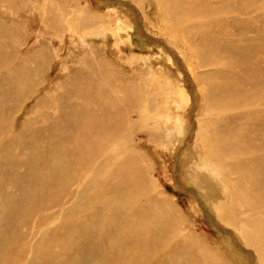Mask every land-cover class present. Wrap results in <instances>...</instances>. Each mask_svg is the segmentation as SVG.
Listing matches in <instances>:
<instances>
[{
  "label": "rangeland",
  "instance_id": "obj_1",
  "mask_svg": "<svg viewBox=\"0 0 264 264\" xmlns=\"http://www.w3.org/2000/svg\"><path fill=\"white\" fill-rule=\"evenodd\" d=\"M206 5L223 11L225 16L212 14L196 23L195 29L189 21L184 23L180 33L185 31L191 36V42L182 35L174 40L169 34L163 3L159 0H0V49L10 58L6 66H0L3 87L0 99L3 90L10 93V98L15 97L5 101L11 110L7 114L12 118V129H6L9 134L4 132L0 136V148L10 146L11 159L5 171L13 177L0 188V203L6 208L10 201H17L27 210L19 225L17 215L21 211L8 212V206L1 224L9 233L16 228L20 233L8 234L3 226L0 234L8 236V253L15 251L14 242L20 244L21 255L26 250L23 257L28 259L21 264H76L78 254L84 250L81 246L84 243L73 238L74 234L79 237L76 232L71 238L60 239L58 226L68 224L70 227L75 218L79 219L76 215L80 207L71 190L80 192L84 180L80 185H72L69 191L44 194L39 188L50 173L59 171L57 157L68 153L54 149L50 141L56 134L53 130L56 122L64 118L59 107L69 112L71 106L83 103L91 105L89 116H93V126L90 128L95 135L100 130L113 135L110 137L112 145L103 146L105 150L100 152L99 159L106 168L102 180L114 185L102 195L98 188L102 180L100 185L90 188L87 195L93 203L90 210L94 206L99 210L109 209L110 198L116 192L123 198H135L143 205L155 206V203L157 209L164 207L170 215H175L173 226L178 231L179 243L192 241L206 245L207 248L201 245L197 248L209 254L205 264H210L214 257L226 264H259L254 250L244 249L248 246L237 231L217 217L216 206L224 196L238 227L247 223L259 238L264 236V0H229L228 3L208 0ZM88 13L95 17L94 22L104 23L112 30L107 36L98 34L76 41L72 30L79 37L84 27L77 30L68 26ZM54 22H59V28ZM95 26L92 30L101 32L104 28ZM204 44L208 45L206 51L211 58L228 63L224 67L225 63L199 64L196 49L200 52ZM39 48H45L48 53L46 62L40 65L31 57ZM221 69L222 76L214 74L211 79L220 83L221 97L227 94L222 97L229 101L227 111L215 104L212 89H207L206 85L207 76ZM78 75L81 78L74 80ZM19 76L29 80L26 91L30 93L18 103L16 87L10 79H22ZM223 78L228 88L223 85ZM83 80L88 88L77 93L74 88L79 90ZM131 83L139 86L141 101L148 107L140 114L132 113L130 119L125 118L116 128L119 134L116 136L109 126L104 127L108 125L105 111L111 110V104L106 101L110 95L123 97L127 104L134 101L133 94L124 92L126 85L131 88ZM101 93L106 97H100ZM60 97L65 101L59 100ZM210 141L211 152L221 148L229 153H240L235 156L241 157L234 162L239 166L236 173H232L228 164L219 168L227 174L226 179L221 178L226 185L225 193L223 183L199 171L202 167L212 169L214 165L210 160L223 161L219 155L211 158L203 154L200 145ZM46 153L50 161H46ZM244 154L250 157L249 161L243 160ZM68 175L72 177L73 172ZM226 181L232 190H228ZM55 194L62 197L63 204L56 206V202L48 200V195ZM243 194L253 198L242 201ZM234 202L239 204L232 208ZM135 206L140 205L136 202ZM110 212L108 210L106 216ZM129 212L131 216L137 213L135 209ZM230 218L229 214L228 220ZM255 218L258 222L252 224ZM76 221L87 236L96 237L97 230H101L100 222ZM49 229L55 231L43 237ZM58 238L65 245L73 243L74 254H70L68 248L54 252L51 247L44 255L39 253L43 239L45 243L55 242L57 248ZM123 245L119 246L122 255L128 253V245ZM158 256L161 258L163 254ZM107 261L113 260L108 258ZM100 264H104L102 259Z\"/></svg>",
  "mask_w": 264,
  "mask_h": 264
},
{
  "label": "bare ground",
  "instance_id": "obj_2",
  "mask_svg": "<svg viewBox=\"0 0 264 264\" xmlns=\"http://www.w3.org/2000/svg\"><path fill=\"white\" fill-rule=\"evenodd\" d=\"M159 1L163 3L165 17L168 24L167 31L169 32V34L172 35L174 40H178V38H180L179 36L182 35L185 38V40L187 39L188 41L190 40L192 42L190 38L191 36H189L185 31L180 33V31L184 30V28L182 27H184V23L186 24L187 21H189L190 25H192L194 27L193 29H195L196 23H200V21H202L203 18L212 17V14H215L218 17L225 16V14H223V11H218V10L216 11V9L207 6L206 3L208 0H202L201 2H198V0H159ZM224 1L225 3H228L229 0H224ZM180 5L182 6L179 8ZM177 9L179 10L181 9V10L177 11ZM94 20H96L95 17L88 13L85 16L77 17L76 20L70 22L68 29L73 27V28H77V30H80L83 29L84 27L82 34L80 35L81 38L80 36L78 37L76 35L77 33L74 30H72L74 39H76V41L79 40L85 41L88 37H92L93 35H98V34L100 36L101 35L107 36L108 31L112 30L111 28H107L104 25V23L102 24L100 22L96 23L94 22ZM191 20H193V22H191ZM99 25L100 27H104L102 28L101 32H99V29L92 30V26L99 27ZM54 26L56 28L57 27L59 28V22H54ZM131 27L133 26H130V28ZM58 37L61 36L59 35ZM202 42L203 41L201 40L200 44L198 45L200 48ZM207 46L208 45L204 44V48L201 49L200 52L197 51L196 49L197 46L193 47L194 50L196 49V53L199 57L197 59L198 63L201 65H211V66L218 63L220 64L225 63L223 65L224 67L228 63V61L222 62L221 59L217 60L215 58H211L206 51ZM2 52L3 51L0 49L1 68L6 66V64H8L7 61L10 60V58L7 57V55L3 54ZM47 56L48 53L45 50V48H41L40 50L37 49L36 52L34 51V53L31 54V57L36 58L39 65L43 62H46ZM27 74L29 75V72ZM214 74L222 76V69L220 71L214 70L210 75L207 76V81H206L207 89L210 90L212 89L211 96L215 104H218V107L222 109L226 108V110L224 111H227L229 110V101L224 100L222 98V97H226L227 94H223L221 97V94L219 93L220 83L217 81L214 82L211 79V77H213ZM19 77L22 79H18V78L10 79L12 86L16 87V91H17L16 97L19 99V100L17 99L18 103L21 99L23 100L22 97H24L26 93L27 94L30 93L26 91L28 86L27 82H29V80L26 81L24 76H19ZM78 78H81V76L80 75L76 76L74 80H77ZM221 80L223 81V85L228 88V82L226 81V78L225 79L223 78ZM78 87L80 86L78 85ZM130 87L131 88H129L126 85L127 91L125 90L124 92H128L130 96H132L133 94L134 101H132L131 103L128 104L124 103V101L122 100L123 97L121 96H118V98L115 96L116 98H114L111 95L108 98L109 100L106 101L107 103L111 104L110 105L111 110L107 108V111H105L108 117V122H107L108 125H105L104 127L109 126L112 133L116 136L119 135V134L117 135L118 131H116V128H118L124 122L125 118L130 119L132 113L140 114L145 110H147L148 107L145 102L141 101L142 98H141V92L139 86L137 88L135 83H131ZM87 88L88 86L86 85L85 80H83L80 89L77 90V87H75L74 89L77 91V93H80V92H85ZM2 89L3 87L2 85H0V90ZM216 91L218 92V94L216 93ZM1 96L2 99H0V136L1 134L3 136L5 134L4 132H7L6 129L8 130L12 129L10 127L12 118L7 114L11 110L9 109L10 107H8L5 104V101L7 100L8 102L10 100L15 99V97L10 98L11 97L10 93L7 92V90H3L1 92ZM99 96L106 97V94L101 93L99 94ZM62 98L63 97H60L58 99L60 100ZM62 101L65 100L62 99ZM92 105L94 106L95 104ZM80 107H82L81 111H79ZM59 108L61 109L62 112H64L63 114L64 118L56 122L55 128L53 129L56 132V134L50 138V141L54 149L66 150L68 153L66 156L59 155L57 157L56 163L59 171H57L56 174L53 175L50 173L46 178V182L40 184L39 188L43 190L44 194L56 193L59 190L69 191L72 185L74 186L75 183L80 185L81 183H83L82 181L84 180V186L82 185L83 188H81L82 190L80 192L71 190V194L72 193L73 195L76 194L78 201L76 205L80 207L76 215L79 219L76 218L74 219L75 221H73V223L70 224L71 228L68 226V224L58 225L60 226V233H61V235H59L60 239L65 240L71 238V234L73 232H76L80 238L77 237L76 234L73 235V238H76L75 240L84 243L83 245H81L84 250L80 254H78V258L74 263L100 264L102 259L104 264H148V262L149 263L153 262L152 264H205L206 261L208 260L209 254L202 253L197 248L200 245L202 246V248H207L206 245L205 244L196 245L192 241L185 242L183 244L179 243L176 237L178 231H176V229L173 226V223L175 222L174 221L175 215H170L168 210L165 209L164 207L162 209H157L158 206L155 203H154L155 206L149 204L143 205V203L140 204L139 201L136 200L135 198L133 199L123 198V196L120 197L116 192L110 198L111 205L109 209L99 210L96 208V206H94L95 208L93 210H90V208L93 206V203L92 201H90V197H88L87 195L89 193L90 188L100 185V181L103 179L101 178V176L102 177L104 176L103 174L104 169L106 170L103 161L99 159L100 157H102V155L99 154L100 152L105 150L103 146L112 145L111 142L113 141V139H111L110 137L113 135L108 134V132L105 130L98 131L96 135L92 131L90 126H93L92 125L93 116L91 114L89 116V111L91 109L90 103H83L82 106H80V104L78 106H71L69 112H65V109L61 106ZM133 108L134 109L138 108V109L133 110ZM6 117H9V120ZM100 128L101 127H99L98 130ZM7 134H9V132H7ZM17 142L18 141H14L13 143L16 144ZM210 145H212V141H210L207 145L204 146L200 145L203 154L205 153L206 157H211V158L216 155L217 156L219 155L218 157L221 156L223 161L215 163L214 161L210 160L214 165L212 166V169L202 167L199 169V171L201 170L202 173L209 174V176L212 175L216 180L219 181V183L224 184L221 178L223 177L222 179H226L227 174L221 172L219 168H221V166L224 167L223 164H228L229 167L231 168L232 173H236L235 171H238L239 166L234 162H238L239 160H241V157L235 158V156H237V154L240 153L238 152L229 153L221 148L220 149L217 148L216 151L213 149L211 152L212 147ZM8 148L5 146H2L0 148V188H2L4 182L6 181L11 182L10 179L13 178L11 175L8 176L7 171H5L6 164L11 159L9 155V152L11 151H9ZM218 157H217V161H218ZM42 159H44V157H42ZM249 159L250 157L244 154L243 160L249 161ZM46 161H50L47 158V153H46ZM70 171L73 172L72 177H69L68 175ZM40 174L44 177L43 172H40ZM226 183L228 182L226 181ZM228 184H229L228 190H232L231 184L230 183ZM113 185L114 184H112L111 182L104 180L102 185L98 187L100 189L99 194L102 195L108 193V190H110L109 186H113ZM224 186H225L224 187V193H225L226 185L224 184ZM241 196L243 197L242 201H246V202L253 198L252 196H247V194L246 195L243 194ZM84 198L85 200L83 201ZM48 200L50 202H56V206L61 205L64 202L62 197L58 194L48 195ZM253 201H257V199H254ZM117 202L119 204H116ZM136 202L140 206H135ZM237 202H234L232 204V208L235 207L237 204H239ZM12 203L13 201L9 202L8 205L10 206L9 209L7 208L8 206L6 208H3V203L2 202L0 203V231L4 226L1 223L3 219H5L4 218L5 214L11 211L12 209L21 211V213L17 215V218L19 219L20 222L19 225H21V222L23 221L22 217L25 218L24 215L27 214V210L21 205L17 204V201H14L13 204ZM216 207H217V217H219L223 222H225V224L229 225V227L235 229L237 233L241 236L245 244L248 246L244 249L252 248L257 255L259 264H264V236L259 238V236L256 235L257 233L256 232L254 233L253 229L251 230L250 227H248L247 223L245 224L241 223V225L238 227L234 214L231 212V210L229 211V206L226 207L224 196H221L220 201L218 200ZM132 209H135V212L137 211L135 216H131L129 212ZM108 210H111V212L109 215L106 216V212ZM141 214H148V215L144 218H141L139 216ZM229 214L231 218L228 220ZM105 217H107V219ZM225 218L226 220H224ZM76 220L81 221L82 223L90 222L91 224H95V222L96 223L100 222L99 226L101 230H97L95 235L96 237H93L92 235L87 236L86 234L83 233L84 231L82 232V229L79 228V223ZM45 221L46 219H44L42 224H44ZM256 222H258V220H256L255 218L252 221V224ZM106 223L108 224L107 226H105ZM4 230L6 231L5 226H4ZM52 230L53 232L55 231L54 229H49L46 232L43 231L44 234L42 236L47 237L46 233L52 232ZM66 231L71 233L67 234ZM6 232L8 234L20 233L18 228H16L14 231L12 230V233H9L8 231ZM7 237L8 236L6 235L0 234V264H6V263L14 264V262H17V264H21L22 260H27L28 258L26 259L23 257V254L24 256H26L27 252L26 250H23L24 253H22V255L20 254L19 251L20 244L18 242H14L13 244L15 247V251H13V253H8L7 245L9 247V242ZM59 238L56 240V242L58 243L57 248L55 242L51 243L47 241V243H45V239H43V242H40L42 246L39 247V253H42L44 255L45 253H47L48 247H51L52 249H54V252L59 250L63 251V249L68 248L70 254H74L75 248L73 243L71 245L62 244L59 241ZM105 240L107 242H105ZM74 244H76L75 241ZM123 244L128 245L127 248L128 253L124 255L121 254L122 247L124 246ZM173 245L175 246V248H172ZM119 246H122L121 249H119ZM162 254L163 256L159 258L158 255H162ZM52 255L53 253L50 254L49 257H52ZM108 258H112L113 261L108 263L107 261ZM156 258H158V260H156ZM40 259H42V256H40ZM210 262H211L210 264H226V262L218 260V257H214Z\"/></svg>",
  "mask_w": 264,
  "mask_h": 264
}]
</instances>
